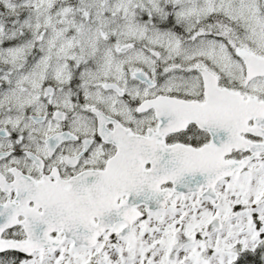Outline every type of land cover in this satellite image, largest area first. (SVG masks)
I'll use <instances>...</instances> for the list:
<instances>
[{"label": "snow or ice", "instance_id": "6c2138e0", "mask_svg": "<svg viewBox=\"0 0 264 264\" xmlns=\"http://www.w3.org/2000/svg\"><path fill=\"white\" fill-rule=\"evenodd\" d=\"M0 264H264V0H0Z\"/></svg>", "mask_w": 264, "mask_h": 264}]
</instances>
